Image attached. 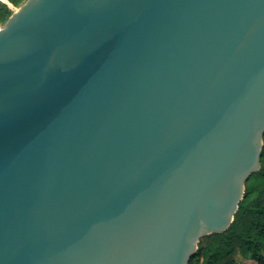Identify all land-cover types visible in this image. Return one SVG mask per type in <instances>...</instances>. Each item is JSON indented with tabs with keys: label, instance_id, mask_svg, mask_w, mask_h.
Wrapping results in <instances>:
<instances>
[{
	"label": "water",
	"instance_id": "1",
	"mask_svg": "<svg viewBox=\"0 0 264 264\" xmlns=\"http://www.w3.org/2000/svg\"><path fill=\"white\" fill-rule=\"evenodd\" d=\"M264 144V0H28L0 26V264H189Z\"/></svg>",
	"mask_w": 264,
	"mask_h": 264
},
{
	"label": "trees",
	"instance_id": "2",
	"mask_svg": "<svg viewBox=\"0 0 264 264\" xmlns=\"http://www.w3.org/2000/svg\"><path fill=\"white\" fill-rule=\"evenodd\" d=\"M27 0H0V26ZM230 227L200 238L189 264H264V144Z\"/></svg>",
	"mask_w": 264,
	"mask_h": 264
},
{
	"label": "rangeland",
	"instance_id": "3",
	"mask_svg": "<svg viewBox=\"0 0 264 264\" xmlns=\"http://www.w3.org/2000/svg\"><path fill=\"white\" fill-rule=\"evenodd\" d=\"M27 1H28V0H27ZM27 1H26V2H27Z\"/></svg>",
	"mask_w": 264,
	"mask_h": 264
}]
</instances>
